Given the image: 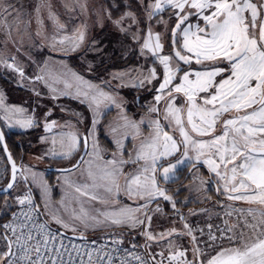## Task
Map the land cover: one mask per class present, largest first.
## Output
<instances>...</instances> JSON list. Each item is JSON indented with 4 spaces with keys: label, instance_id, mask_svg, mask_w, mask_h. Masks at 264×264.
Returning a JSON list of instances; mask_svg holds the SVG:
<instances>
[{
    "label": "snow or ice",
    "instance_id": "obj_1",
    "mask_svg": "<svg viewBox=\"0 0 264 264\" xmlns=\"http://www.w3.org/2000/svg\"><path fill=\"white\" fill-rule=\"evenodd\" d=\"M141 2L143 3V0ZM48 7L50 8V5ZM145 7L149 20L166 9L172 10L170 19L175 18L174 27L170 29L168 21H157L165 25L166 32L170 31V46L173 49L171 54H160L164 48L161 33H153L151 26L148 27L141 51L143 54V51L147 50L163 65V81L159 84V94L154 99L157 105L162 100L165 101L163 119L168 121L169 126L175 124L181 140L178 142L165 131V126L159 119L153 120L150 124L152 131L148 137L142 139L138 146H134V153H128V159L125 160L123 156L126 149L123 140L129 133L124 132L115 137L114 143L120 158H117V153H113L112 159L104 161L99 176L90 168L88 177L92 180L91 185L70 186H74L77 193L88 196L91 200L107 204L108 199H111L115 204L118 203L116 197L121 192L119 179L123 176V191L128 198L134 202L143 200L144 203L137 204L136 207L124 205L113 210H98V215L95 216H90L81 208L80 214L73 212L72 219L78 220L85 230H95L105 223L135 228L144 224L137 215L143 212L150 226L152 217L147 215L146 209L158 197L171 202L173 209H176V201L166 194V189L160 187V181H175L178 178V170L186 164H191L193 169L197 168V164L207 165L208 171L218 177L219 181H223L221 194L226 195L227 199L264 206V0H154ZM36 13V35H40L39 28L43 26L44 21L40 16L39 5ZM126 18H131L133 24L139 23L132 12L125 13L113 23L120 27L121 31H127L122 27ZM192 18H195V23ZM48 19L60 29L65 27L51 11ZM20 20L21 9L6 3V0H0V28L8 37H11L13 27L19 31L17 21ZM133 38H138L136 33ZM83 39L84 33L77 29L73 38L65 37L57 41L53 36L51 46L55 48L56 43L64 44L65 40H72L75 50ZM180 62L188 65V69L182 70ZM5 63L6 67L24 76L23 69L17 68L14 63ZM193 63L202 65V70L193 69ZM181 71L183 74L178 75ZM149 74V82L157 78L155 68L150 69ZM35 79L40 80L42 77L37 76ZM77 79L82 80L81 77ZM83 82L89 90L95 87L87 81ZM83 95L86 99L89 98V92L86 91ZM90 101L89 107L95 105L96 108L105 101L115 103L108 93L99 89L90 96ZM2 106L0 102V107ZM4 110L14 113L25 111L22 108ZM149 111L160 113L156 106L151 107ZM185 112L190 132L186 129L183 119ZM16 123L21 127H31L33 119L29 117L26 120H17ZM96 123L94 119L93 128ZM140 123H143V120ZM218 125L220 134H216ZM51 126L45 123V130H49ZM123 127L135 129L133 139L140 135L139 125L135 122L126 121ZM117 131V128H112L113 133ZM66 136V145L64 139L61 140L65 151L60 155L70 158L78 149L81 138L71 132ZM90 136H94L93 130H89L83 137L85 150ZM204 137L208 138L203 139ZM3 140L4 134L0 132V142ZM55 143L53 140V144ZM92 149L91 155L98 160L103 159V150L95 140ZM190 151L195 155H189ZM177 153L181 155L175 162L164 166L163 161ZM52 155L57 153L53 151ZM8 159L11 161L10 154ZM81 162L83 157L73 167H78ZM88 163L91 164V161ZM128 164L138 166L135 173L124 172V165ZM61 171L69 172L71 169ZM11 172V180L5 188L0 189L5 196L11 195L17 179L14 161ZM35 175L33 173L34 178ZM191 179L194 184L198 181L199 187L211 182V178L204 180L195 174L191 175ZM98 180L102 183H97ZM88 188H103L108 194V199L89 194L86 191ZM42 190L47 192L49 189L44 185ZM15 201L21 206L20 211L13 212L8 223L0 224V264H163V251H148V258H145L127 248L121 249L119 245L122 240H113L112 243L116 246L111 250H107V244L99 248H88L74 243L65 245L63 234L54 233L49 228L48 221L38 223L39 206L35 204L30 191L23 197H16ZM24 206H27L26 209ZM4 208H11L7 199ZM45 211L47 212V205ZM156 211H160V208L157 207ZM247 216H251V221L245 217L241 223L226 229L233 232V235L226 237L227 245H210L213 251L206 255V259H198V264H264V210L249 208ZM180 218L184 220L182 215ZM51 219L66 231H80L55 212L51 213ZM184 228L195 243L197 237L193 234V228L187 223ZM236 228H239L238 232L234 231ZM175 232V229H171L160 233L159 236L148 231L141 234L145 236L146 241H158L167 239ZM78 238L86 240L82 232ZM210 239L215 242L218 238L210 235ZM220 239H224L223 235ZM136 247V244L131 245L132 249ZM150 247L149 243H145L146 251ZM172 247L173 242L168 240L169 264L173 261L177 264H195L194 261L181 259L185 257V251L178 249L173 252ZM193 251L198 258L202 254L198 246L194 247ZM120 252L124 255H119ZM157 256L161 259L157 260Z\"/></svg>",
    "mask_w": 264,
    "mask_h": 264
},
{
    "label": "rangeland",
    "instance_id": "obj_2",
    "mask_svg": "<svg viewBox=\"0 0 264 264\" xmlns=\"http://www.w3.org/2000/svg\"><path fill=\"white\" fill-rule=\"evenodd\" d=\"M150 2H154V0H143V3L141 0H6V3L14 4L21 9V20L17 21L19 31H17L16 27H13L11 37H8L4 30L0 28V102H2L3 105L0 107V121L6 132L15 131L10 130L4 124L5 120L3 116L7 113L4 110V108H7L4 105V100H8L9 104L17 105V108H31L33 112H35L34 114L38 117L39 123L41 118L45 115L46 108H56L55 100L51 98L45 87V80H36L35 77L39 76V67H41L42 62L46 57H57L62 58L63 60H69L71 63L72 61H75L77 66L73 63L72 65L80 72L86 75L89 74L88 76L99 78L105 83L110 82V84L121 91L126 89L124 83L118 82L116 79L115 82L113 81L114 79L111 78L112 76H110L114 74L118 76V71H115L116 69H121L120 72L125 71L124 73L127 75L126 80L136 79V82L141 83L138 84L140 87L133 89L134 94L130 96V108L145 109L142 117V139L148 137L149 133L152 131V128L150 127L151 122L158 119L157 115L150 112L149 109L153 106L160 108L159 116L160 118H163L165 101L162 100L160 104L157 105L154 99L155 96L159 94L157 89L159 88V84L163 81V65H161L159 60L153 57L147 50H144L142 54L141 48L148 27L151 26L153 33H161V42L164 44V48L160 54H171L173 49L170 46V31L166 32L165 25L157 23V21L161 19L168 21L169 29L174 27L175 24V18L170 19V17H172L171 9H166L163 13H160L152 20H149L145 6ZM38 5L40 6V16L44 21L43 26L39 28L40 35H36L38 30V25L36 23V8ZM48 5H50V8ZM49 11L58 18L60 24L65 26L63 29H60L48 19ZM128 12L134 13L139 23L133 24L131 18H126L122 27L127 29V31H121V28L114 24L113 21L118 20ZM192 21L195 23V18H192ZM130 25L131 27H129ZM77 29L84 33V39L82 42H79L78 47H76L75 50H73L74 41L72 40H65L64 44L56 43L55 48L51 46L53 36L56 37L57 41L65 37L73 38ZM134 33H136L138 37L137 39L133 38ZM136 44H138L139 54L135 62L128 63L123 67L106 69L103 73L99 72V68L104 66V64H114L117 60L124 61L125 59H128L133 53ZM13 58L15 59L13 60ZM5 62H7V64L14 63L17 68L23 69L24 76H20L17 71L6 67ZM153 63L159 64L160 70L157 69ZM174 66L175 63L173 62V67ZM180 67L184 70L188 69L189 66L180 62ZM191 67L195 70H202L203 68L202 65H196L195 63H193ZM152 68L156 69L157 77L159 76V73H162L161 80L157 86L155 85L157 78L151 79L150 82L149 79H147L150 75L149 70ZM182 74L183 71L178 75ZM57 103L59 108H71V103L69 101H64V99ZM183 119L185 121L186 129L190 132V126L187 125L184 114ZM165 123L181 138L174 123L170 126L168 121H165ZM146 127L149 128L148 131L146 130ZM172 136L176 139L174 135ZM36 138H28L24 141L25 152L28 150L27 146L29 145V140ZM142 139L138 140L139 143ZM189 155L194 156L195 154L190 151ZM180 168H184V166H181ZM199 171L198 168L194 170V172L197 173ZM57 173V196L54 195V187L51 186L44 177L36 179L35 181L30 179V184L40 197L42 212L46 220L58 228L59 225L51 219L52 212H55L62 219L74 225L80 224V222L78 220H73L72 214L73 212L80 214L81 208L87 211L90 216L98 215L96 209L92 208L87 202L77 198L78 196L83 195L77 193L74 186L83 185V171H75L73 175H69L68 173L69 177L63 175L58 177ZM9 174V165L4 158L3 153L0 152V187L6 185L9 180ZM85 175H87V173ZM44 185H47L49 189L47 192L42 190ZM29 191L27 183L24 182L22 175L19 174L17 182L11 190V195H0V216H4L15 209L21 208V206L16 203L15 198L23 197ZM222 196L227 199L226 195L222 194ZM5 199L11 204V208L7 210L4 208ZM197 201H200V197H197ZM45 205H47V212L45 211ZM233 206L232 209L234 208V211L231 209L228 211L234 214V223L230 224L227 222L226 224L216 226V229L218 227L221 229L219 230V233H217L218 239L215 242L210 239L206 241V238L205 241H203V234L201 233L198 235L197 233L195 235L197 240L195 241V245L192 246V251L189 250L190 244L189 241H187L188 236L175 238L177 236H174L175 234L173 233L172 236L164 240L146 241L145 236L141 234L144 231H148L155 236H159L160 233L167 232L169 229L171 230L170 227L179 230L182 228L180 223L182 224L184 222L185 224L188 222L187 218L182 222L180 219L176 218L175 224L170 227L164 226L158 230L150 229L149 222L147 221L145 224L146 228L149 226L147 230L143 229V226H140L136 230L131 231L134 232V234L141 235L140 242L143 244L149 243L151 245L148 251H151L152 253H155V247L153 246L155 243L159 244L162 241H165L164 245L161 244L160 247L163 251L170 254L168 240H171L173 242L171 251L174 252L179 248L180 250L185 251V257L181 259H187L188 256L192 255L190 259H196L195 264H198V259H206V255L213 251V248L210 247V245H219L221 243L227 245L228 241L226 237L233 235V232H228L226 229L234 224L241 223L245 217L251 221V216H247V210L249 208L264 210V206L262 205L255 203L249 204L245 201H236ZM229 215L230 214L226 211V216ZM182 226L184 228V225ZM213 229L214 227L211 228V230ZM203 230L207 229L204 228ZM234 231L238 232L239 228L234 229ZM183 232L185 233V228ZM204 235L210 236L208 233ZM222 235L224 237L223 240L220 239ZM182 244L183 247L180 248L179 246ZM197 246L202 253L199 258L193 251L194 247ZM171 264H177V262L173 261Z\"/></svg>",
    "mask_w": 264,
    "mask_h": 264
},
{
    "label": "crops",
    "instance_id": "obj_3",
    "mask_svg": "<svg viewBox=\"0 0 264 264\" xmlns=\"http://www.w3.org/2000/svg\"><path fill=\"white\" fill-rule=\"evenodd\" d=\"M115 71H118L117 75H110L112 76L115 81L123 82L126 89H134L140 87L141 83L136 82V79H129L126 80V74L124 72H120L121 69H116ZM39 76L42 77V80H45L44 84L46 89L48 90L49 95L52 99L55 100V106L56 108H46L45 115L41 118V121L39 123L38 117L34 114L33 110L31 108H22L25 111L22 113H14V112H7L4 117V124L7 128H9L12 131L15 132H25L30 131L34 129L35 127H38L42 130V132L39 134V136L36 139L29 140V145L27 152H25V160L22 163V171H23V179L24 182H28L30 184V179L35 181L36 179H41L44 177V179L47 180L46 175L50 167L54 165H58L62 167V169H71L69 172H62L58 171L57 176L61 177L62 175L67 177L68 173L69 175H73L75 171H83V178L82 181L84 182L83 185L92 184V180L89 179L88 171L91 168V170L99 176L100 169L104 165L105 160H110L113 158V153H117V146L114 143V138L119 137L122 133L128 132L129 135L126 139L123 140L124 147L126 151L124 152L123 159H128V153L133 152L134 153V146L139 145V139H142V117H143V108H130V102L131 98L126 93V91H121L117 89V87L110 84V82H103L99 78H95L92 76H88L82 72H80L76 67L72 65V63L69 60H63L62 58L57 57H46L44 61L41 64V67H39ZM117 76V78H116ZM77 77H81L82 80L77 79ZM110 78V79H111ZM112 80V79H111ZM83 81H87L89 84L94 85L95 87L91 90L88 89L87 84H85ZM115 81V82H116ZM103 90L104 92L108 93L115 103L105 101L100 105L99 108H96L95 105H92V107H89L90 96L94 94L97 90ZM89 92V98H85L83 95L84 92ZM62 99H69L72 102L76 103L71 104V108H59L58 107V101H62ZM4 105L9 110L16 109L18 106L15 104H9L8 100H4ZM12 107V108H11ZM16 107V108H15ZM20 107V106H19ZM5 109V108H4ZM160 109V108H159ZM50 113V115H49ZM157 115V118L161 121V124L165 126L164 130L168 131L169 134H172L176 137L178 142L180 141L177 135H175V132L170 129L166 123L164 125L163 118H160L159 114L154 113ZM1 115V114H0ZM29 117L33 119V126L31 127H21L19 124L16 123L17 120H26ZM184 118L187 121L186 112L184 113ZM96 120L97 123L95 125V128H93V120ZM135 122L139 125L140 128V135L137 136L135 139H133V135L135 133V129L129 127L125 129L123 125L125 122ZM53 122H55L53 124ZM165 122V121H164ZM45 123H48L51 126L49 130H45ZM112 128H117L118 131L116 133L112 132ZM169 128V129H167ZM89 130L94 131V136H90L88 138V147L86 150V153L83 157V162L79 163L78 167H73V165L77 164L80 156L82 155V152L84 150V144H83V137L87 135ZM100 130L103 131L104 135L107 137V139L113 144V149L109 150L104 146L99 138ZM146 130L148 131L149 128L146 127ZM145 130V131H146ZM76 133L81 138V143L78 147V149L71 155L70 158H64L60 155L61 152L65 151V148L61 146V140L64 139L65 145L67 144V133ZM220 134V126H217V133ZM194 135V134H193ZM43 138V139H42ZM199 138V137H198ZM208 137H204L203 139H207ZM53 140L56 141L55 144H53ZM93 140L96 141V143L99 145V147L103 150L101 151V156L103 159H96L92 153V143ZM55 151L57 155L53 156L52 152ZM183 152V148H181V153ZM181 153H177L173 157H169L163 161L164 166H167L169 162H175V159L181 155ZM117 158L119 159V154L117 153ZM91 161V164L88 162ZM189 165V164H187ZM185 165V166H187ZM184 166V167H185ZM207 166V165H206ZM138 168L137 165H124V172L125 173H135L136 169ZM25 169H28L27 171ZM182 169V168H180ZM179 169V170H180ZM33 173H35V178L33 177ZM87 173V175H85ZM192 174L200 176L204 180H208L209 178L201 173V171L193 172ZM191 174V175H192ZM213 174V173H212ZM215 177V175L213 174ZM69 177V176H68ZM178 177V172H177ZM216 181L218 182L221 192L223 191V181H219L218 177H215ZM71 180V178H70ZM119 182L121 184V192L116 199L118 200V203L113 204L111 199H108V194L104 192L103 188H88L86 191L89 192V194H95L98 196H102L106 199H108L107 204H102L99 202V200H91L88 196H78L77 198L80 200H83L87 202L89 205L92 206V208L99 211H106V210H113L115 208H119L124 205H130L132 207H136L137 204H143V200L135 201L133 199H129L128 196L123 191V184H124V177L121 176L119 179ZM97 183H102L101 181H97ZM31 185V184H30ZM78 185V186H83ZM32 186V185H31ZM209 186L210 183H206L203 185V187H199V182L197 181L195 184L193 183L191 177L188 180V182L183 186V188L186 190L187 198L185 200L200 203L203 202L202 206H192L189 211H181L178 209L176 212H168L165 210L167 207L168 209L172 210V204L169 201H165L163 197H158L154 201H152L148 208L146 209L147 215L151 216V222H150V229H160L164 226L170 227L171 225L176 223V218L181 220V215L184 217V219L187 218L186 222L193 228V234L200 235L203 234V241H206L210 239V236L204 235H215L218 237L217 233H219V230L221 229L216 226L220 224H226L227 222L230 224L234 223L235 216L233 213H230L228 210L234 211V208L232 209L233 204L236 203L234 200L227 199L226 204H219L214 201H210L209 199ZM161 188L166 189L165 187L161 186ZM199 188V190H197ZM176 191H168L166 189V194L169 196H172L173 199L176 201L177 204H182L183 202H179L178 198L175 196ZM197 197H200V201H197ZM157 207L160 208V211H156ZM234 207V206H233ZM226 211L230 214L229 216H226ZM192 213H195V215H192ZM141 220L144 221L143 225L136 226L135 228L129 227V226H115L108 223H105L101 226H98L95 228V230L89 228L85 230L83 228V225L77 224L75 225L77 228H79V232L73 233L71 231H66L62 227L58 226V228L62 231H65L69 234H76L80 235L81 232L83 235L87 238H94L98 237L102 234H106L111 232L113 229L118 228H125L129 230H136L138 227L143 226V229H148L149 226L146 228L145 224L148 221L143 212L137 214ZM95 216V215H94ZM228 220V221H226ZM178 221V220H177ZM183 220H181L182 222ZM50 223V222H49ZM181 229L176 230L174 233V236H177L175 238L179 237H185L188 236L187 241H189V250L192 251V246L195 245V243L192 241L191 237L187 234V231L182 225H184V222L181 224ZM209 225H211V228L214 227L213 230L208 229ZM172 229V227H170ZM206 228L207 230H203ZM170 230V229H169ZM201 231V232H200ZM179 233H183L182 235ZM137 236L136 238L138 241H141V235L135 233ZM144 236V235H143ZM211 240V239H210ZM165 241H162L161 243L157 244L155 243L153 246L155 247V253H159L163 251L161 249V244L164 245ZM143 246L142 242H140ZM180 248L183 247V244L179 246ZM163 248V247H162ZM179 249V248H178ZM180 250V249H179ZM164 252L163 257V264H169L168 259L166 257L169 256V253ZM191 256H188V261H194L196 262V259H190ZM161 257L157 256V260H160Z\"/></svg>",
    "mask_w": 264,
    "mask_h": 264
},
{
    "label": "trees",
    "instance_id": "obj_4",
    "mask_svg": "<svg viewBox=\"0 0 264 264\" xmlns=\"http://www.w3.org/2000/svg\"><path fill=\"white\" fill-rule=\"evenodd\" d=\"M138 54H139L138 44H136L133 53L129 56L128 59H125L124 61L123 60L122 61L117 60L114 64H104V66H101L99 68L100 69L99 72L103 73V72H105L106 69L108 70L112 67H123L124 65H126L128 63L135 62ZM73 59H75V58H73ZM72 63L77 66L75 61L74 62L72 61ZM153 64L157 69L160 70L159 64H157V63H153ZM87 75H89V74H87ZM161 77H162V73H159V76L157 77V80L155 82L156 86L158 85L159 81L161 80ZM125 91L129 96H132L134 94V91L131 89H125ZM64 101H69L71 104H74V105L76 104L69 99H65ZM163 123L165 125L164 121H163ZM3 129H4V127H3ZM167 129H169V128H167ZM4 131L6 134V140H7V144L9 146V149L11 150V153H12L13 157L15 158V160L18 164L21 162L23 163V161L25 160L24 141L28 138H36L42 132V130L39 128V126L37 128H34L31 131H28V132H6L5 129H4ZM175 135H177V134L175 133ZM177 137L179 138V140H181L179 135H177ZM99 138H100L101 143L104 146H106V148H108L109 150H112L114 148L113 144L107 139V137L104 135L102 130H100ZM0 152L3 153L1 145H0ZM3 156H4V153H3ZM4 158H5V156H4ZM197 168L201 171V173L203 175L207 176L208 178H211L209 191H208L210 201H214V202H217L219 204H221V203L225 204L228 200L223 198V196L221 194L222 193L221 188H220L218 182L216 181L215 177L213 176V174L208 171L207 166L203 165L201 163V164H197ZM197 168L193 169L191 167V164H189V165L185 166L184 168L178 170V178L175 181H169V182H164L163 180L160 181V185L165 187L168 191H176L175 196L178 198L179 202H183L180 205L177 204L176 209H180L181 211H189L192 206L198 207V206H202L203 204H205L203 202L197 203V202H194L193 200H191V201L185 200L187 198V194H186V190L183 188V186L188 182V180L191 177V174ZM58 169H62V167H60L58 165H54L53 167L51 166L47 172V175H46L48 183L54 187V195L55 196L58 195L57 178H56V173L58 172ZM22 175H23V172H22ZM27 186H28V189L30 190V192L32 194V197L34 199L35 204H37L39 206L40 213L45 218V216L42 212V207H41L39 195L37 194V192L33 189V187L28 182H27ZM217 189H220V191L218 192ZM0 208H1V204H0ZM176 209L170 210L167 207L165 208V210L168 212H176ZM7 215L8 214H5L4 216H0V221L2 219H4ZM111 232H122L125 234H131V235L135 236L134 232H132L129 229H125V228L113 229Z\"/></svg>",
    "mask_w": 264,
    "mask_h": 264
},
{
    "label": "built area",
    "instance_id": "obj_5",
    "mask_svg": "<svg viewBox=\"0 0 264 264\" xmlns=\"http://www.w3.org/2000/svg\"><path fill=\"white\" fill-rule=\"evenodd\" d=\"M26 207H25V209H26ZM20 209L21 208H18V209L11 211L4 219H2L0 221V224L8 223L12 218V213L13 212H19ZM44 221H47V220L40 213V216L38 218V223H42ZM48 226L54 233H57L58 235L63 234V240H64L65 245H70V244L74 243L76 245H84L88 248H92V247L99 248V247L107 244V250H111L113 247L116 246L112 243L113 240H122L123 242L119 245V247L121 249L127 248L130 251H134L137 254H139L145 258H148V255H147L148 250L146 251L144 246L137 240V238L135 236L130 235V234H125L122 232H110V233L102 234L98 237L86 238V240H83V239H79L78 237H74V236L70 235L69 233L68 234L63 233L62 230H60L59 228H56L55 226H53L49 222H48ZM0 230L2 231V229H0ZM93 242H95V243L93 244ZM132 244H136L137 247L135 249H132L131 248ZM119 255H124V253L120 252ZM133 264H135V262H133Z\"/></svg>",
    "mask_w": 264,
    "mask_h": 264
},
{
    "label": "water",
    "instance_id": "obj_6",
    "mask_svg": "<svg viewBox=\"0 0 264 264\" xmlns=\"http://www.w3.org/2000/svg\"><path fill=\"white\" fill-rule=\"evenodd\" d=\"M0 132H2V133L4 134V140H3L2 142H0V145H1V148H2V150H3L4 156H5L6 160H7V163H8L9 168H10V174H9V180H8V182H9V181L11 180V175H12V172H11L12 162L14 161L15 164H16V167H17V173H16L17 179H18L19 174H22V172H23V171H22V166H21V165H22V162L18 164V163L16 162L15 158L13 157V155H12V153H11V150L9 149V146H8V144H7L6 134H5V131H4V129H3V126H2L1 121H0ZM5 145H6V147H7V151H5ZM85 153H86V150H85V147H84V150H83V152H82V155L80 156V158H79L78 161H81V158L84 157ZM9 154L11 155V161L8 159ZM61 170H62V169H58V171H61ZM17 179H16V182H17ZM8 182H7V183H8ZM16 182H15V184H16ZM7 183H6L5 186L0 187V189L5 188V187L7 186ZM14 186H15V185H14ZM0 195H4V193L0 192ZM62 232L65 233V234H68V233L65 232V231H62ZM70 235H72V236H74V237H79V236H80V235H76V234H70ZM86 238H87V237H86Z\"/></svg>",
    "mask_w": 264,
    "mask_h": 264
}]
</instances>
